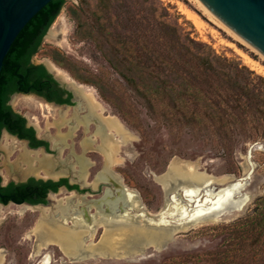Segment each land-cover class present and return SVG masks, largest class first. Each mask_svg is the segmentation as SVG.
Instances as JSON below:
<instances>
[{
	"label": "rangeland",
	"instance_id": "rangeland-1",
	"mask_svg": "<svg viewBox=\"0 0 264 264\" xmlns=\"http://www.w3.org/2000/svg\"><path fill=\"white\" fill-rule=\"evenodd\" d=\"M151 2L159 7L160 17L173 23L178 22L192 36L211 45L218 54L240 60L258 74L264 75L260 67H264V59L260 54L211 21L204 10L192 0ZM136 8L134 0H66L60 14L51 24L53 37H44L39 51L32 59L33 62H48L54 67V74H60L61 70L70 77L65 80L74 81L77 85L84 86L86 91L93 92L106 107V115L112 114L134 135V141L121 149V162L114 163L111 168L116 175L123 178L128 187L137 192L145 208L152 212L153 215L147 220L159 216L157 213L164 207L165 202V209L175 212L176 202L180 201L187 207L184 209L187 213L192 211L193 205L196 204L183 202L179 199L182 197L180 194L179 198L174 197L171 200L170 194L166 196L163 186L154 177L153 173H165L172 158L176 156L187 160L200 159L202 167L210 174L232 175L235 182L240 181L245 166L251 167V163L254 164V171L249 179L239 183L237 193L232 196L233 200L225 204L223 209L191 223L190 227L175 234L174 239L163 250L150 248L145 253L128 259L124 256L113 259L98 257L71 262L56 244L35 254L39 237L45 236L44 232L39 228L32 237L27 236V233L36 227L42 212L36 210L21 214L18 211L19 205L9 202L4 204L3 211L0 210V251L4 255L0 264H264V200L259 199L264 197V136L260 134L256 138H238L232 150H229L224 142L211 132L212 129L170 120L174 109L167 108L161 101L156 104L155 95L140 81L141 78L147 79V74L131 69L132 40L129 37L135 31L131 13L136 12ZM186 9L198 14L204 25L198 28L193 19L187 16ZM118 13H122L124 19L119 18ZM245 54L258 64L244 57ZM121 71L128 78L123 77ZM128 80L137 82L140 89H135ZM150 99L155 104L154 108L150 105ZM10 103L16 112L26 117L29 126L37 128L36 134L40 138L69 132V126L66 124L61 128L54 124L47 132L38 130L36 117L45 129L48 120L46 115H50L53 122L54 116L59 118L60 113L57 110L61 109V106H54L38 94L17 93L11 96ZM71 113L70 111L69 114ZM94 133L95 126L90 123L88 130L81 128L75 131L74 137L68 138L67 141L72 142L75 152L81 154L83 140ZM5 134L3 129L0 146ZM52 142L50 139L49 144ZM251 146L253 151L250 162L247 153ZM11 153L7 155L8 163L11 164L7 165L6 155L0 150L2 184L17 178L15 175L11 176L10 171L14 173L13 162L18 152ZM86 155L98 163L96 167L91 168L92 173L103 165L104 161L99 153L89 152ZM61 156L64 157L63 151ZM180 186V183L174 181L168 186V192L172 191L173 194L174 189ZM220 187L214 184L210 189L218 191ZM201 190L199 188L198 191ZM89 193L92 192L85 193L88 199L99 198L102 194L101 192L90 197ZM67 195L69 194L63 187L57 193L49 195L47 205L52 206L53 211L44 216L46 222L66 226L74 224L60 218L55 212L59 208L61 197ZM235 202L237 203L234 204ZM238 203L243 204L241 210H237ZM90 211L96 212L95 208ZM178 218V214L167 217L168 220ZM251 220H259L261 223H255L250 233L242 235L238 232L243 229L244 224L252 227ZM103 231V227L99 228L94 240L99 241ZM89 235L86 234V240ZM128 242V249H131L133 242L131 239H128Z\"/></svg>",
	"mask_w": 264,
	"mask_h": 264
},
{
	"label": "trees",
	"instance_id": "trees-1",
	"mask_svg": "<svg viewBox=\"0 0 264 264\" xmlns=\"http://www.w3.org/2000/svg\"><path fill=\"white\" fill-rule=\"evenodd\" d=\"M134 2L137 8L131 13V21L135 31L129 37L131 69L147 74L148 78L140 81L155 95L156 104L161 101L174 109L169 119L212 129L229 150L238 138L264 136V75L240 60L218 54L178 22L160 17L159 7L151 0ZM65 3L66 0H51L45 5L22 29L4 59L0 74V136L6 128L28 139L32 146L44 143L37 139L34 126L28 125L26 117L9 104L15 92L69 102V98L63 97L64 88L45 64L32 60ZM118 16L124 19L122 13ZM120 74L128 78L124 72ZM128 81L140 89L137 82ZM59 183H66V179L53 182L30 178L27 182L11 181L7 185H2L0 179V202H45L49 189H56ZM259 199L262 201L264 197ZM251 221L252 227L244 224L238 232L250 233L255 223H261Z\"/></svg>",
	"mask_w": 264,
	"mask_h": 264
},
{
	"label": "bare ground",
	"instance_id": "bare-ground-1",
	"mask_svg": "<svg viewBox=\"0 0 264 264\" xmlns=\"http://www.w3.org/2000/svg\"><path fill=\"white\" fill-rule=\"evenodd\" d=\"M192 1L195 4L199 5L202 10H204L207 17L211 21L228 32L229 35L246 45L248 48L250 47L252 51L254 50V52L260 54L247 42L240 38L236 33H234L230 28H228L224 23H222L218 18H216L207 9H205L197 0ZM180 9H182V7ZM185 11L187 12V16L193 19L195 25H197L198 28L199 26L204 25L202 19L198 14L189 9H186ZM260 56L264 59V56H262L261 54ZM244 57H247L248 60L252 61L255 64H258V62L253 60L247 54H245ZM260 67L264 72V67L261 65ZM59 73V75H61L64 79L69 80L70 77L65 72L59 70ZM78 86L79 88H81L82 93L77 90L79 92L77 93L79 104L74 108V110L69 109L70 107H67L65 111H63L62 109H58L57 112L60 113V116L59 118H56V116H54L55 119L53 120V122L50 120V115H46L48 120L45 129L41 127L40 119L37 117L36 124L39 131L45 130V132H47L54 124L57 127L61 128L62 125L68 124L72 118H76L77 116H79L77 114V110H86V112L82 116L83 122L85 123V130H88L89 121L94 120V122L97 123V130L93 134L92 140L94 142L97 139L99 133L102 139L101 145L99 147L100 151L105 157V165L103 169L96 175L94 181L92 182V186L96 188L99 182L111 179L112 175L110 173V166L114 163L121 162L122 147L131 144L134 141L135 137L119 119L114 117L112 114L106 115V107L96 98L93 92L86 91L84 86ZM70 111L72 112L71 115L69 114ZM78 127V125L77 127L70 126L69 132L70 130H72L73 132L76 131V128ZM69 132L66 134L62 133L53 136V147L58 146L60 142L64 141L65 138L69 135ZM3 139V144L1 145V147L6 155L5 164H11L8 163L7 158V155L9 153L15 151L18 152L15 162H13V165L15 166H13L12 168L14 170V173L10 171V174L23 177L29 174H35L45 178L58 177L61 174H65V161L59 160L58 162H56L54 161V159H52L51 154L41 153L38 150L30 149L28 148L24 140H20L8 133L4 135ZM89 140V137H87L82 142L85 150H87L86 148H88ZM64 148L65 147H63V149ZM74 161V166H77L79 170H77L78 172L76 171V173H78V175L80 176L79 178H83L86 181L88 171L84 173V170L87 167L86 165L88 159L83 155H78L76 157V160L74 159ZM56 167H62L63 169L62 171L60 170L56 172ZM250 168V166H245L244 174L248 172ZM153 174L157 182H159L160 185L163 186V189L166 191V196L168 194L169 185L174 183V181L176 183H180V187H182L183 193L191 198L190 202H194L197 204L190 212L198 213L202 212L201 210L207 206L203 204L205 201L211 203L214 199H216V197L219 196V198H221L222 195L228 193V188L230 186H224H226L230 181L235 180L232 175L215 176L213 174H210L205 168L202 167L200 159L187 160L178 158L177 156L172 158V161L168 166V171L162 174ZM116 179L118 181V185H116V192L112 191L110 188H107L104 195L94 201H88L85 199V195H77L74 192L67 195L66 197H61L62 200L60 201L59 208L55 211L56 214H58L60 218L67 219L69 222L72 221L73 223H75V220H82L83 224L81 226H66L62 225L61 223L49 224L48 222H46L44 220V216L47 213L53 211L52 206H32L29 204H19L18 211L21 214L36 210H40L42 212L41 217L37 221L36 227L33 228L32 231H29L27 233V236H31L39 228H42L44 232L45 236L39 237V246L37 247L35 254H39L42 250L46 249L52 244L58 245L67 258H75V260H78L77 262L86 261L87 259H94L96 257L113 259L115 257H127L129 253L138 254L140 252V249L137 248V245L141 242L149 240L150 234L153 231H150L151 229L148 227V225L136 224L134 220H147L149 216L153 214L152 212H149L147 208H145L140 197L137 195V192L133 188L128 187L123 182V178L121 176L116 175ZM190 182L192 184H189ZM84 184L86 185L87 183ZM214 184H218L221 186L218 191H212V189H210V187ZM199 188L202 189L200 192L198 191ZM237 202H235L234 204H236ZM236 206L237 210H241L243 204L238 203ZM165 207L166 202L164 207L159 210L160 212H158L157 214L160 215L161 211L165 210ZM175 207L178 212L182 214L187 213V211L184 210L186 206L183 205L182 202H176ZM4 208L5 205L0 203V210L3 211ZM91 208H95L96 212L93 213L92 211H90ZM86 212L88 213V216L90 218L87 216ZM88 220H92V223H89ZM122 220H126V222H122ZM113 221L114 224L111 223ZM101 227L104 228V231L102 233L101 239L99 241H96V239L94 240V237L96 236L98 229ZM154 233L158 234V232L156 231H154ZM86 234H90L88 240H86ZM128 239H131L133 242V246H131V249H128L130 248L128 247ZM3 260L4 255L0 251V263H2Z\"/></svg>",
	"mask_w": 264,
	"mask_h": 264
},
{
	"label": "water",
	"instance_id": "water-1",
	"mask_svg": "<svg viewBox=\"0 0 264 264\" xmlns=\"http://www.w3.org/2000/svg\"><path fill=\"white\" fill-rule=\"evenodd\" d=\"M50 1L51 0H0V74L4 66V59L8 54L9 50L11 49V46L15 41V39L17 38V36L19 35V33L27 25V23ZM197 1L211 14H213L216 18H218L222 23H224L228 28H230L234 33H236L240 38H242L245 42H247L256 51H258L262 56H264V0H197ZM45 36L53 37V28H51V26L49 27ZM44 64L47 67V69L54 75V77L57 79V81L60 83L61 86H63L68 90L73 91L74 93L73 106L74 108L77 107L79 104L77 93L81 92V88H79L76 82L74 81L69 82L65 80L61 75L54 74L55 69L50 63L45 62ZM17 93H21V92H15L12 96L16 95ZM9 104H11L10 101ZM71 105L72 104L67 103L64 104L63 107H70ZM34 128L37 130L35 126ZM4 130L6 133L15 136L18 139L24 140L28 148L41 151L42 153H48L45 147L43 146L40 148L31 147L27 139L18 137L17 135L11 133L6 128H4ZM47 138H49V136H47ZM0 150L3 151L1 146H0ZM252 151H253V146L249 148L247 153V158L250 162H251L250 158L252 156ZM254 168H255L254 164L251 163L250 170L245 174H243L239 182H235V180H233L230 181L226 186H224V187L230 186L228 188L229 192L222 195L221 198H219L218 196L211 203L205 201L203 204L207 206L201 210L202 212L199 213L189 212L186 214H182L178 211L172 212L165 209L161 211V214L159 216H153L151 220H134L136 224L138 223L141 225L144 223L147 224L148 227L151 229L150 231L153 232L150 234L149 240L141 242L137 245V248L140 249V252L138 254L129 253L126 259L131 258L133 256L141 255L145 253L147 249L150 248H153L156 251L163 250L168 245V243L174 239L175 234L181 232L183 229H187V227H190L191 223L198 221L200 219L207 218L210 216L212 212L223 209L225 204H228L231 200H233L232 196L236 192L239 183H242L244 180L249 179L252 172L254 171ZM11 176H13V174H11ZM30 176H32V174L27 175L25 177L17 175V178L12 180H14L15 182L26 181ZM35 177L39 178V176L37 175ZM6 184H8V182L3 185ZM113 184H115V186L118 185V181H113ZM174 190L175 192L173 194H171L172 191L168 192V195L170 194L171 200H173L174 197L179 198L178 197L179 194L182 195V197H180L179 199L182 200L183 202L186 203L187 201L191 200L190 197L186 196L185 193H183L182 187H177V189ZM73 192L76 193L77 195L80 194L77 190H73ZM97 193H101V191H96V189L93 188L91 194L94 195ZM94 199L97 198H93L91 200ZM12 202L15 204L25 203L32 206L47 205L46 203L31 204L28 202H21V203H16L14 201ZM0 203L3 204L2 202ZM195 205L197 204H194V207ZM86 214L88 216L87 212ZM174 214L180 215V218H178L177 220L167 219L168 216H173ZM74 222L75 223L71 226L77 227L83 224L82 220H75ZM88 222L92 223V220H88ZM122 222H126V220H122ZM111 223L114 224V221ZM154 231L158 232V234L154 233ZM67 259L71 260V262L78 261L75 260V258L73 259L67 258Z\"/></svg>",
	"mask_w": 264,
	"mask_h": 264
},
{
	"label": "flooded vegetation",
	"instance_id": "flooded-vegetation-1",
	"mask_svg": "<svg viewBox=\"0 0 264 264\" xmlns=\"http://www.w3.org/2000/svg\"><path fill=\"white\" fill-rule=\"evenodd\" d=\"M60 84V83H59ZM61 86V85H60ZM62 88H64L63 86H61ZM64 90H65V92L63 93V97L64 98H69V102H66V103H59V102H57V101H55V100H50V99H48L46 96H43V95H39L40 97H42L44 100H46L47 102H50V103H53L54 104V106H61V109L63 110V111H65V109H67V107H63V105L64 104H72L71 106H70V108L69 109H73L74 110V101H73V99H74V93H73V91H71V90H68V89H66V88H64ZM84 111V112H83ZM86 112V110H77V114L79 115V116H77L76 118L74 117V118H72L71 120H70V122L68 123L71 127H77V125L79 126L78 128H79V130H81V128H84L85 129V126H84V122H83V118H82V116L84 115V113ZM82 114V115H81ZM70 117V116H69ZM77 121H78V123H77ZM74 123V124H73ZM77 123V124H76ZM90 123H95L94 124V126H95V132H96V130H97V123L96 122H94V120L93 121H89V123H88V126H89V124ZM68 124H66L67 126H69ZM71 124H73V125H71ZM81 124V125H80ZM83 124V125H82ZM69 126V127H70ZM78 128H76V131H78ZM36 130V129H35ZM75 132V131H74ZM72 130H70V132H69V135L65 138V140L64 141H62V142H60L59 144H58V146H56V147H53V145H54V143H53V145H52V143H51V145L49 144V140L50 139H52V136H49V138H47V136L48 135H45L44 137L45 138H40V137H38L37 136V134H36V137H37V139H41V140H43L44 141V143H42V144H40V145H38V146H32L31 144H30V142H29V145L31 146V147H36V148H40V147H45L46 148V150L48 151V153L47 154H51L52 155V159H54V161H56V162H58L59 160L60 161H65L66 162V169L64 170L65 171V174H61L60 176H58L57 178H55V177H47V178H45V177H42V176H39V178H36L35 176L36 175H34V174H32V176H30L29 178H28V180L30 179V178H35V179H37V180H43V181H48V180H51V181H53V182H60L62 179H66V183H59L58 185H57V187H56V189H53V188H51V189H49V191L47 192V194L45 195V199H46V201L45 202H40V203H46V204H48V202H49V200H50V198H49V195L51 194V193H57L62 187L63 188H65L66 190H67V192H68V194H71L72 192H73V190H77L80 194H78V195H81V196H83V195H85V197L87 198V196H86V192H88V191H91L92 192V189L94 188L93 186H92V182L94 181V178L96 177V175L103 169V167H104V165H105V157H104V155H103V153L100 151V145H101V142H102V139H101V137H100V135H99V133H98V136H97V139L93 142V140H92V138H93V135H92V137L90 136L89 137V144H88V148H86L87 150H85L84 149V147H83V145H82V153L81 154H78V153H76L75 152V150L73 149V143L72 142H70V141H67V138H72L74 135H73V133H74ZM73 135V136H72ZM28 140V139H27ZM53 140V139H52ZM29 141V140H28ZM52 146V147H51ZM63 147H65L64 149H65V151H64V149H63ZM57 148V149H56ZM91 148V149H90ZM62 150H63V155H64V157H62L61 156V154H62ZM67 150H69V151H67ZM88 150H90V151H88ZM67 151V152H66ZM89 152H97V153H99V155L102 157V160L104 161L103 162V165L101 166V167H99L98 169H96V171L94 172V173H92V171H91V168H93V167H96L97 165H98V163H97V161H94V160H92L90 157H88L87 155H86V153H89ZM85 155H84V154ZM78 155H83L85 158H87L88 159V162H87V167H86V169L84 170V173L86 172V171H88V176H87V182L82 178H79L80 176L78 175V173H76V171L78 170V168H77V166H74V164H75V161H74V159L76 160V157L78 156ZM56 158V159H55ZM73 158V159H72ZM68 159H70V160H68ZM71 160H73V161H71ZM68 162V163H67ZM92 165V166H91ZM90 166V167H89ZM112 166V165H111ZM111 166H110V173H111V179L110 180H104V181H101V182H99L98 183V185H97V187L96 188H94V189H96V191H101L102 192V194L100 195V196H102V195H104V193H105V190H107V188H110L112 191H114V192H116V186H115V184H113V181H117V179H116V172L115 171H113L112 170V168H111ZM57 168V169H56ZM55 169H56V172H58V171H62V167H56ZM54 169V170H55ZM59 169V170H58ZM67 171H68V173H67ZM72 171V172H71ZM74 171H75V174H74ZM79 171V170H78ZM77 171V172H78ZM66 173H67V175H66ZM77 175V176H76ZM73 177V178H72ZM89 177V178H88ZM28 180H26V181H19V182H15L14 180H11V181H14L15 183H23V182H27ZM10 181V182H11ZM9 183V182H8ZM84 183H87L86 185L84 184ZM3 185V184H2ZM7 185V184H6ZM100 186V187H99ZM114 190H113V189ZM97 194H99V193H97ZM89 196L91 197L92 196V194H90L89 193ZM91 199H93V198H91ZM90 199V200H91ZM97 199H99V198H97ZM97 199H94V200H97ZM86 200H88V201H90L88 198L86 199ZM94 200H91V201H94ZM10 202H12V201H10ZM25 204V203H24ZM19 205V204H18ZM93 213H94V211H93Z\"/></svg>",
	"mask_w": 264,
	"mask_h": 264
}]
</instances>
